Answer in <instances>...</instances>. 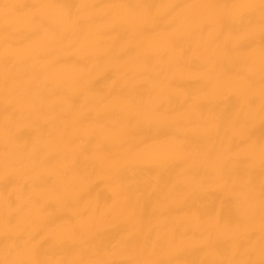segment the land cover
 <instances>
[{
    "label": "bare ground",
    "instance_id": "obj_1",
    "mask_svg": "<svg viewBox=\"0 0 264 264\" xmlns=\"http://www.w3.org/2000/svg\"><path fill=\"white\" fill-rule=\"evenodd\" d=\"M0 264H264V0H0Z\"/></svg>",
    "mask_w": 264,
    "mask_h": 264
}]
</instances>
